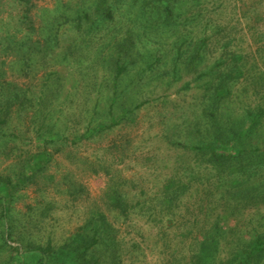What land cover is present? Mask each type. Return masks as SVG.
Returning <instances> with one entry per match:
<instances>
[{"label": "trees", "instance_id": "16d2710c", "mask_svg": "<svg viewBox=\"0 0 264 264\" xmlns=\"http://www.w3.org/2000/svg\"><path fill=\"white\" fill-rule=\"evenodd\" d=\"M227 1L93 0L74 17L62 15L65 29L53 41L56 48L65 46L59 65H78L82 79L92 74L88 83L101 78L95 76L99 71L110 72L102 76L108 91L84 108L77 103L79 91L65 90L66 77L56 70L40 91L14 90L3 97V121L12 105L25 117L32 111L29 134L35 143L33 150L25 148V175L30 173L25 185L66 146L118 127L124 115L151 100L152 83L169 88L184 80L176 93L192 88V95L180 97L181 106L174 102L183 109L185 130L170 140L180 155L173 171L147 200L123 203L127 195L115 182L108 201L125 218L135 213L174 230L166 264H264V0ZM30 2L25 0V23ZM241 24L242 31L252 32L249 41L242 32L238 36ZM20 46L29 76L36 47L31 41ZM124 80H137L148 91L133 100L119 97ZM80 93L85 98L83 89ZM6 184L0 177V193L7 192ZM4 208L0 253L8 248L9 254L1 264H120L115 230L97 209L70 245L55 248L49 240L25 248L23 239L19 247L7 243L12 236Z\"/></svg>", "mask_w": 264, "mask_h": 264}, {"label": "rangeland", "instance_id": "374dc122", "mask_svg": "<svg viewBox=\"0 0 264 264\" xmlns=\"http://www.w3.org/2000/svg\"><path fill=\"white\" fill-rule=\"evenodd\" d=\"M91 3L93 0H31L25 23V0H0V108L5 101L3 97L14 90L40 91L56 70L66 77L65 90L79 91L77 103L84 108L91 107L103 96L105 92L101 90L106 88L102 76L110 72L99 71L95 76L101 78L88 83L92 74L82 79L78 65H59L65 46L56 48L53 42L57 32L65 29L62 15L74 17L76 11L89 9ZM260 12L264 13L261 6ZM225 18L237 20L231 16ZM239 20L242 23L244 18ZM242 26L245 25H237L238 36L242 32L249 41L252 32L242 31ZM25 41H31L36 47L30 58L29 76H25L21 56L25 54V47L20 48ZM46 50L54 53L48 56ZM183 77L189 79L185 73ZM129 82L123 81L119 97L133 100L137 94L148 91L140 90L137 80ZM185 82L182 80L177 86ZM168 85L152 83L151 100L124 115L118 127L66 146L26 185L25 177L30 173L25 175V148L33 150L35 143L33 135L29 134L32 111L25 117V111L12 105L6 120L0 118V177L7 183V192L0 193V207L6 208L3 221L12 236H6L7 243L19 247L23 239L25 248L27 245L44 246L49 240L55 248L70 245L74 234L83 230L91 210L97 209L115 230L120 264H166L171 255L169 245L175 236L174 230L164 228V222L155 223L135 213L125 218L120 210L111 206L107 192L110 184L117 182L120 193L127 195V200L122 202L135 204L136 200L149 199L160 187L161 180L173 171L180 155L170 140L180 137L185 130L183 109H175L174 102L192 95V88L181 95L176 93L177 86L173 84L168 88ZM80 89L85 98H80ZM125 89L128 92H122ZM164 99L167 102H163ZM121 103H117L116 111ZM179 104L181 106L182 102ZM11 184L16 187L12 189ZM104 251L101 247L99 253L104 255ZM8 254V248L0 253V264Z\"/></svg>", "mask_w": 264, "mask_h": 264}]
</instances>
